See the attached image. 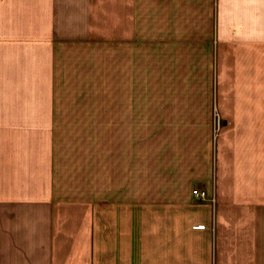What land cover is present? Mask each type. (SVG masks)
Listing matches in <instances>:
<instances>
[{"label": "crops", "instance_id": "0c3cea01", "mask_svg": "<svg viewBox=\"0 0 264 264\" xmlns=\"http://www.w3.org/2000/svg\"><path fill=\"white\" fill-rule=\"evenodd\" d=\"M0 264H264V0H0Z\"/></svg>", "mask_w": 264, "mask_h": 264}, {"label": "rangeland", "instance_id": "374dc122", "mask_svg": "<svg viewBox=\"0 0 264 264\" xmlns=\"http://www.w3.org/2000/svg\"><path fill=\"white\" fill-rule=\"evenodd\" d=\"M99 60L100 59H98V60H94V62L95 63H97V62H99ZM106 67H107V64H106V60H101L100 61V67H99V69H100V71H101V73L103 74V76L101 77V80L100 81H102V84H100L101 86L100 87H103V84L105 83V79H107V77H106V73H107V70H106ZM97 85L95 84V83H92V88H94V87H96ZM72 94L73 93H71V95H70V93H69V98H75V97H73L72 96ZM101 94V98H106V95H107V93H105V92H97V93H95V91H89V93L88 92H86L85 94H82V95H85L84 96V98L83 99H94V98H97L99 95ZM162 94V97L163 98H165V96L168 94V93H166V92H164V93H161ZM204 94H202V93H199V95L196 97V99H197V101L200 99L201 101H200V104L198 105V109H197V113H200V115L203 113L204 114V112H205V104H204V100L205 99H207V96H206V94L203 96ZM149 99L151 98V99H153V100H155V98H156V93H149ZM201 96V97H200ZM108 98V97H107ZM164 100V99H163ZM86 110H88L89 112H91L92 111V109L91 108H89V109H86ZM88 111L86 112V113H88ZM199 126H201V129H203V125H199ZM223 119H222V117H221V115H220V113L218 112V111H216L215 110V124H213V125H211V127H212V133H211V135H212V138H213V141L214 140H216L217 139V137H219V134H220V132H221V129L223 128ZM183 129V127L181 126V130ZM151 132V130H149V133ZM153 138L155 139V137L153 136ZM156 141V140H155ZM154 140H149V147L150 146H152V144H154V142H155ZM219 141H220V139H219ZM201 142L198 140V144H200ZM136 144V143H135ZM213 145H215V143H213ZM154 147V146H153ZM216 151V150H215ZM215 198V197H214ZM213 200H215V199H211V201H213Z\"/></svg>", "mask_w": 264, "mask_h": 264}, {"label": "built area", "instance_id": "2783aa9c", "mask_svg": "<svg viewBox=\"0 0 264 264\" xmlns=\"http://www.w3.org/2000/svg\"><path fill=\"white\" fill-rule=\"evenodd\" d=\"M196 195H197L199 198H206V197H207V191H205V190H201V191L197 192ZM211 199H214V197H212Z\"/></svg>", "mask_w": 264, "mask_h": 264}]
</instances>
